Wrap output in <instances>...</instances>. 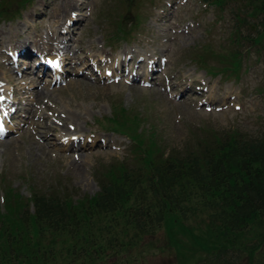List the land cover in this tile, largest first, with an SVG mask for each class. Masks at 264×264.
<instances>
[{
	"label": "rangeland",
	"instance_id": "rangeland-1",
	"mask_svg": "<svg viewBox=\"0 0 264 264\" xmlns=\"http://www.w3.org/2000/svg\"><path fill=\"white\" fill-rule=\"evenodd\" d=\"M243 3L0 0V112L9 110L10 128L0 136L2 205L9 188L26 197L34 188H65L73 201L95 196L108 170L136 163L151 137L182 152L214 136L263 137L264 43L248 40L258 29L251 18L238 20ZM128 13L140 23L133 20L125 38ZM41 38L57 50L39 49ZM236 52L239 76L216 75ZM207 220L208 213L189 219L191 236L167 221L122 250L91 248L92 261L59 233L51 264H211L195 240L224 237L210 238ZM250 229L244 242L264 224Z\"/></svg>",
	"mask_w": 264,
	"mask_h": 264
},
{
	"label": "trees",
	"instance_id": "trees-1",
	"mask_svg": "<svg viewBox=\"0 0 264 264\" xmlns=\"http://www.w3.org/2000/svg\"><path fill=\"white\" fill-rule=\"evenodd\" d=\"M208 1L222 7L229 2ZM243 2L236 13L238 20L253 19L250 23L258 30L248 40L262 44L264 0ZM133 20L140 23L138 15L124 17L123 37L130 34ZM238 52L226 59L224 73H214L238 77ZM155 140L143 142L147 145L136 163L108 170L95 196L73 201L65 188H34L31 197L7 189L3 205L0 200V264H51L50 257L57 251L51 239L59 233L74 239L75 253L84 251L89 261L94 250L103 253L107 248L136 245L142 234H156L167 221L180 228L179 235L191 236L196 229L186 223L199 213H208L204 232L210 238L224 237L217 244L214 239L195 240L211 264H241L245 256L244 264H264V229L247 242L241 240L254 223L264 224V136H214L183 152L167 151ZM106 217L108 221L103 222ZM179 243L185 246L184 241Z\"/></svg>",
	"mask_w": 264,
	"mask_h": 264
},
{
	"label": "bare ground",
	"instance_id": "bare-ground-1",
	"mask_svg": "<svg viewBox=\"0 0 264 264\" xmlns=\"http://www.w3.org/2000/svg\"><path fill=\"white\" fill-rule=\"evenodd\" d=\"M1 33L2 32H0V37H1ZM44 41V38H41V39H35L34 40V42H35V44H36V46L39 48V49H42L43 51H53V50H57V47L56 46H45V43L46 42H43ZM34 43H29V45H30V47H32V45H33ZM127 52H128V55H129V51H125L124 53H126L127 54ZM59 55V54H58ZM59 57V56H58ZM57 57V58H58ZM128 58H131L130 56L128 57ZM139 61L141 62H143V59H141V58H139ZM15 79H17L16 77H14ZM155 86H152V88H154ZM34 91V94H37V90H33ZM2 109H3V111H5V113H6V110H7V108H4V107H2ZM2 113H4V112H2ZM1 116H3V114L1 115Z\"/></svg>",
	"mask_w": 264,
	"mask_h": 264
}]
</instances>
